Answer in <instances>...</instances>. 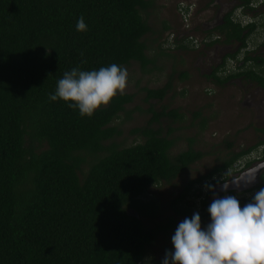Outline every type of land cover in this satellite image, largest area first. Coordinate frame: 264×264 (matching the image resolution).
Masks as SVG:
<instances>
[{"label": "trees", "instance_id": "trees-1", "mask_svg": "<svg viewBox=\"0 0 264 264\" xmlns=\"http://www.w3.org/2000/svg\"><path fill=\"white\" fill-rule=\"evenodd\" d=\"M232 1L236 4L209 31L216 34L206 44L237 45L227 55L237 60L258 28L254 16L260 9L254 0ZM152 2L0 0V264H145L158 237L177 228L172 217L146 225L161 214L147 190L172 181L204 156L191 147L172 155L175 140L152 126L181 114L152 111L146 125L133 129L142 141L120 146L112 141L118 130L111 123L132 94L117 93L91 117L70 108L71 101L49 99L74 67L91 71L132 61L146 67L151 59L144 38L151 27L141 11ZM238 12L251 21L243 24ZM81 15L87 31L78 32ZM255 51L243 52L250 66L226 73L225 57L211 77L223 84L243 76L264 87V67L257 68L264 59ZM168 87L146 89L147 97L161 98ZM258 131L263 139L256 145L228 152L206 175L190 180L170 201L174 211L191 218V189L264 146V128ZM260 188L264 171L250 190L224 193L243 207ZM200 203L201 220L210 218L208 202Z\"/></svg>", "mask_w": 264, "mask_h": 264}, {"label": "rangeland", "instance_id": "rangeland-1", "mask_svg": "<svg viewBox=\"0 0 264 264\" xmlns=\"http://www.w3.org/2000/svg\"><path fill=\"white\" fill-rule=\"evenodd\" d=\"M182 4L192 6L182 12ZM235 4L232 0H153L147 10L141 11L151 27V32L144 38L146 54L151 62L144 68L136 61L124 66L128 72L124 93L132 94L133 99L111 123L118 130L112 141L120 146L141 142L142 138L133 129L146 125L152 118V111L177 110L181 114L180 119L162 117L152 126L161 128L163 133L175 140L170 150L172 155L189 147L204 153L202 159L172 181L148 188V198L161 205L159 217L146 223L150 227L155 222H166L169 217L174 218L178 226L186 216L176 213L170 201L182 193L190 180L206 175L223 155L254 146L262 136L258 132L262 123L254 117L253 105L258 106L259 100L264 98V91H257L255 85L238 78L219 84L211 77L215 67L222 63L218 57L220 50L230 53L234 45L231 48L221 44L207 45L206 42L216 34L209 31L221 18L222 11L217 12V9ZM259 9L254 16L259 22L258 28L248 39L246 49L251 53L256 50L255 54L264 59V4ZM243 51L241 49L239 57ZM231 61L227 60L226 67L232 71L233 64L237 62ZM260 67L264 64L257 65V68ZM166 85L169 87L161 98L147 97L146 89L156 90ZM263 148L258 145L231 168L196 184L187 197L193 213H202V199H206L209 206L214 198L221 196L213 191L217 182L226 181L229 174L231 177L238 176L241 171L264 162ZM247 162H250L249 167L245 165ZM208 185L212 186L210 192ZM197 191L199 193L195 195ZM208 223L210 218L201 220V227H206ZM175 230L158 237L148 249L145 264H161L165 251L174 250L171 237Z\"/></svg>", "mask_w": 264, "mask_h": 264}, {"label": "clouds", "instance_id": "clouds-1", "mask_svg": "<svg viewBox=\"0 0 264 264\" xmlns=\"http://www.w3.org/2000/svg\"><path fill=\"white\" fill-rule=\"evenodd\" d=\"M76 30L87 31L82 15ZM127 77V69L115 63L91 71L74 67L64 72L49 99L71 101L70 108L91 117L118 92L124 94ZM254 179L253 174L248 182ZM207 188L212 190L211 185ZM221 190L227 191V184ZM207 211L210 223L204 228L198 212L178 224L171 237L174 250L165 251L161 264H264V188L243 207L235 196L224 195L214 198Z\"/></svg>", "mask_w": 264, "mask_h": 264}, {"label": "flooded vegetation", "instance_id": "flooded-vegetation-1", "mask_svg": "<svg viewBox=\"0 0 264 264\" xmlns=\"http://www.w3.org/2000/svg\"><path fill=\"white\" fill-rule=\"evenodd\" d=\"M224 6V5H223ZM228 8H230V5H228V7L227 8H224V7H222V6H220V8H218L217 9V12H220V11H222V15H221V18L219 19V21H218V23H220L221 21H222V17H223V15H224V13H226L227 11H229V9ZM223 47H226V48H231V45H222ZM239 46V45H238ZM235 48V49H234ZM233 48V50L230 52V53H232V52H235V51H237V49H238V47H237V45H236V47H234ZM245 50L246 49H244V51L243 52H245ZM230 53H227V54H225V53H223L222 52V49L220 50V52L218 53V57L220 58V60L223 62V59L225 58V57H227V55L228 54H230ZM216 54V53H215ZM243 56H244V53H242V56H241V59L240 60H238V61H236L237 63L234 65L233 64V69L234 70H238L239 69V71H241L240 69H243V68H246V67H248V66H250L251 65V61L250 60H248V61H245L244 60V58H243ZM228 58V57H227ZM227 60H232V59H227ZM227 60H226V62H227ZM226 62H225V66H226ZM231 62H233V61H231ZM238 68V69H237ZM225 69L227 70H225L226 71V73L229 71V69L227 68V67H225ZM225 73V72H224ZM238 79L240 80H244V81H246V82H248L249 84H252V85H255L256 87H257V91H264V87H261L260 85H258L256 82H254V81H251L250 79H244V77L243 76H240V77H238ZM240 80V81H241ZM258 106H256V105H253V110H254V117L256 118V119H258L259 121H261V123H262V125H260V128L259 129H263L264 128V98H261L260 100H259V103L257 104ZM260 134H262V132L261 131H258ZM260 139H263V136H261V138ZM249 193H247V194H250V191H248ZM255 193V192H257V191H252V193ZM218 195H221L220 197H222V196H224V195H227V194H225V193H223V195L222 194H218Z\"/></svg>", "mask_w": 264, "mask_h": 264}, {"label": "water", "instance_id": "water-1", "mask_svg": "<svg viewBox=\"0 0 264 264\" xmlns=\"http://www.w3.org/2000/svg\"><path fill=\"white\" fill-rule=\"evenodd\" d=\"M263 166L264 162H261L249 169L243 170L238 174V176H235L230 180L218 183L213 187V191L221 194L227 191H234L239 193L242 191L250 190L258 184ZM253 174L255 176V179L253 182L249 183L248 181L252 178ZM225 184H227V191H222L221 189Z\"/></svg>", "mask_w": 264, "mask_h": 264}, {"label": "built area", "instance_id": "built-area-1", "mask_svg": "<svg viewBox=\"0 0 264 264\" xmlns=\"http://www.w3.org/2000/svg\"><path fill=\"white\" fill-rule=\"evenodd\" d=\"M263 4H264V0H254L253 3H252V5L255 8H259L260 5H263ZM191 6H192V4H190V5L182 4L180 6V8H183V9H180V10L183 12V10H186V8L190 9ZM238 16L241 17V21H242L243 24H245L248 21H251V17L249 15L245 17L244 15H241L240 12H238Z\"/></svg>", "mask_w": 264, "mask_h": 264}]
</instances>
